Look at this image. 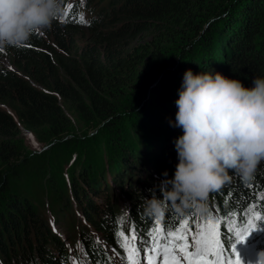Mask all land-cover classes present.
Instances as JSON below:
<instances>
[{
  "label": "trees",
  "instance_id": "trees-1",
  "mask_svg": "<svg viewBox=\"0 0 264 264\" xmlns=\"http://www.w3.org/2000/svg\"><path fill=\"white\" fill-rule=\"evenodd\" d=\"M65 7L62 20L33 35L26 44L30 46L5 49L11 66L0 64V155L7 162L17 158L9 140L20 126L51 136L64 134L71 118L83 126L107 120L105 141L98 146L93 136L74 138L92 143L89 147L99 157L80 163L78 145L67 166L68 188L61 191L57 177L49 174L56 198L63 199L54 221L67 218L77 227L80 247H72L73 256L85 264H105V247L123 255L117 231L136 229L139 238L154 226L156 219L144 215L139 205L151 188L160 195L157 186L165 170L174 175V141L182 134L174 126L175 102L185 71H219L249 87L254 77L264 76V0H65ZM83 28L89 36L76 46L75 31ZM145 31L148 39L135 44ZM162 59L172 64L159 70L157 91L132 109L122 128L116 125L119 115L111 116L117 108L112 99L128 96L150 65ZM132 132L139 136L133 143L127 138ZM230 175L229 183L209 194L203 221L210 213L225 220L235 213L239 221L264 196V162L250 182ZM3 177L0 264H72L69 250L32 198L5 195L8 180ZM195 215L180 216L169 209L162 223L167 228L185 217L191 222ZM258 232L264 238V221ZM72 238H67L71 244ZM258 248H264V239Z\"/></svg>",
  "mask_w": 264,
  "mask_h": 264
},
{
  "label": "clouds",
  "instance_id": "clouds-1",
  "mask_svg": "<svg viewBox=\"0 0 264 264\" xmlns=\"http://www.w3.org/2000/svg\"><path fill=\"white\" fill-rule=\"evenodd\" d=\"M65 0H0V50L23 47L37 33L62 20ZM174 126L182 129L174 143L178 163L156 188L142 196L144 215L158 219L166 211L184 216L209 213V194L233 176L250 182L264 162V76L252 86L219 71H185ZM249 264H264V248Z\"/></svg>",
  "mask_w": 264,
  "mask_h": 264
},
{
  "label": "rangeland",
  "instance_id": "rangeland-1",
  "mask_svg": "<svg viewBox=\"0 0 264 264\" xmlns=\"http://www.w3.org/2000/svg\"><path fill=\"white\" fill-rule=\"evenodd\" d=\"M84 14L85 13L82 14V17ZM75 35V38L78 40L76 46L81 45L89 36L84 28L75 31ZM149 35L150 33L146 31L139 34L134 40L135 44L147 40ZM169 59L168 61L162 59L161 61L151 64L144 79L140 82L138 87L133 88L128 96H125V98L115 96L112 99L113 104L117 105V108L111 116L119 115V119L116 120V125L119 124L118 126L122 128V123L127 121V118L131 116L129 113L133 112L132 109L142 104L148 97L153 96V93L157 91L158 82H160L158 72L161 68L166 67L165 65L172 64V60ZM0 64L5 67L11 66L5 49L0 50ZM110 117L107 119H111ZM70 121L69 128L64 134H53L51 136L47 135L43 129L36 133L35 131H27L20 126L19 134L15 138L9 140V144L17 149L18 156L7 162L3 160L0 155V177L4 176L3 178L6 177L8 180V189L5 195H13L18 198L23 196L31 197L35 207L48 219L52 232L61 238L64 246L68 245V249L74 246L78 250L80 242L78 236H76L77 227L72 226L71 221L67 218H64V221H54L53 219V214L58 211L59 202L63 201V199H61V197L58 199L56 198V193L54 194L53 187L50 185L49 174L57 177L61 191L68 188L69 169L67 166L69 167L72 162L71 160L75 155V151L78 149V145L81 146L79 154L77 155L80 163L83 161L85 164H88L95 156L99 157L94 147H89L92 143L87 142L86 145L82 141L76 143L73 142L74 138L83 137L85 135H87L88 138L93 136V140L97 142L98 146V142L105 141L102 138L103 134H106L103 129H107L106 126L108 125L106 123L107 120L100 119H94L85 126L81 124L79 119L71 118ZM145 128L150 129V126L148 125ZM137 129L136 131H138ZM138 137L139 136L136 137V133L133 134L132 132L128 133L127 138L133 143ZM74 169L76 170L75 165L72 167V170ZM2 204H0V206H2ZM68 225L72 227V230L68 229ZM257 233L259 232L254 230L244 242L236 244L237 251L242 261L247 264L255 259L256 251L253 250V247L256 242H250L249 240ZM73 236H75V240L71 244L69 240L67 241V238H72ZM263 239L261 234L257 241Z\"/></svg>",
  "mask_w": 264,
  "mask_h": 264
},
{
  "label": "snow or ice",
  "instance_id": "snow-or-ice-1",
  "mask_svg": "<svg viewBox=\"0 0 264 264\" xmlns=\"http://www.w3.org/2000/svg\"><path fill=\"white\" fill-rule=\"evenodd\" d=\"M260 221H264V196L258 204H251L239 221L235 213L227 220L214 218L210 213L206 220L196 223L195 231L188 217L167 228L162 218H158L146 236L138 238L136 229L128 234L123 229L117 231L115 236L123 255L116 254L124 264H244L236 244L244 242L257 230ZM111 262L112 257H109L105 264ZM72 264H85V261L77 262L73 258Z\"/></svg>",
  "mask_w": 264,
  "mask_h": 264
},
{
  "label": "bare ground",
  "instance_id": "bare-ground-1",
  "mask_svg": "<svg viewBox=\"0 0 264 264\" xmlns=\"http://www.w3.org/2000/svg\"><path fill=\"white\" fill-rule=\"evenodd\" d=\"M94 20V19H93ZM60 240V239H59ZM59 242V241H58ZM57 244V243H56ZM56 249H58L57 247H55Z\"/></svg>",
  "mask_w": 264,
  "mask_h": 264
}]
</instances>
